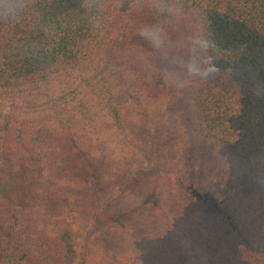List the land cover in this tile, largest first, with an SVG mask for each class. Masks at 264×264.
<instances>
[{
	"label": "trees",
	"instance_id": "16d2710c",
	"mask_svg": "<svg viewBox=\"0 0 264 264\" xmlns=\"http://www.w3.org/2000/svg\"><path fill=\"white\" fill-rule=\"evenodd\" d=\"M0 264H264V0H0Z\"/></svg>",
	"mask_w": 264,
	"mask_h": 264
}]
</instances>
